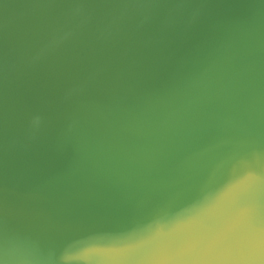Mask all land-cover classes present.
<instances>
[{
	"label": "water",
	"instance_id": "95a60500",
	"mask_svg": "<svg viewBox=\"0 0 264 264\" xmlns=\"http://www.w3.org/2000/svg\"><path fill=\"white\" fill-rule=\"evenodd\" d=\"M252 259L264 0H0V264Z\"/></svg>",
	"mask_w": 264,
	"mask_h": 264
},
{
	"label": "bare ground",
	"instance_id": "6f19581e",
	"mask_svg": "<svg viewBox=\"0 0 264 264\" xmlns=\"http://www.w3.org/2000/svg\"><path fill=\"white\" fill-rule=\"evenodd\" d=\"M254 262H255L254 259H252L251 261L248 260V262L246 264H264V260L261 262L259 261V263H254Z\"/></svg>",
	"mask_w": 264,
	"mask_h": 264
}]
</instances>
